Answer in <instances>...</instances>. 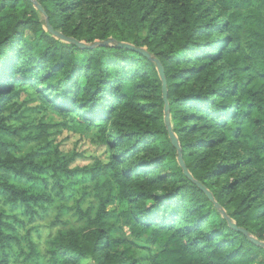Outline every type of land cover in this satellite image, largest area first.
Segmentation results:
<instances>
[{
	"label": "trees",
	"instance_id": "1",
	"mask_svg": "<svg viewBox=\"0 0 264 264\" xmlns=\"http://www.w3.org/2000/svg\"><path fill=\"white\" fill-rule=\"evenodd\" d=\"M35 1L44 21L30 0H0V195L28 212L44 197L27 196L9 179L37 182L35 175L50 173L61 199V175L76 173L65 168L69 161L19 159L7 139L20 132L7 123L8 102L19 89L40 86V98L59 113L107 130L105 171L115 191L99 197L93 218L77 209L86 229L55 243L52 263L264 264V248L251 240L264 243V20L244 18L242 0ZM213 12L218 19H209ZM46 20L89 48L52 37ZM154 60L163 68L169 124L186 169L248 236L231 229L178 166ZM46 137L42 130L35 138ZM113 197L123 211H106ZM9 239L0 222V264L9 262ZM142 239L153 250L135 259Z\"/></svg>",
	"mask_w": 264,
	"mask_h": 264
},
{
	"label": "rangeland",
	"instance_id": "2",
	"mask_svg": "<svg viewBox=\"0 0 264 264\" xmlns=\"http://www.w3.org/2000/svg\"><path fill=\"white\" fill-rule=\"evenodd\" d=\"M242 1L247 3V7L241 10L244 18L255 15L264 20V0ZM23 8L21 3L17 11L21 13ZM34 10L44 21L45 16L35 7ZM216 13L213 12L209 19H218ZM86 16L91 18V14ZM119 27L118 37H124L128 31ZM25 37L31 38L28 32ZM76 58L79 63L84 60L81 55L76 54ZM44 89L42 86L37 90L23 87L8 102L5 115L11 118L7 123L20 132L19 138L7 139L14 144V155L19 159L31 155L37 164L56 166L69 161L65 168L76 173L72 176L61 175L64 195L61 199L53 190L54 178L50 173L35 175L39 177L37 182L8 180L27 196L42 195L45 199L27 212L22 206L10 204L0 195V222L4 224L5 234L10 238L8 264H53L50 252L52 246L63 241L65 236H77L86 229L85 220L78 216L77 209L89 211L93 218L99 197L105 199L115 194L111 189V171H105L111 162V153L104 139L107 130L86 127L80 118L59 113L53 109V103L46 104L40 98V91ZM42 130L47 136L44 142L35 138ZM124 209L125 206L114 197L106 206L107 212L119 213ZM120 235L118 231L113 237ZM123 236L133 240L126 228ZM135 243V259H144L153 250L144 239Z\"/></svg>",
	"mask_w": 264,
	"mask_h": 264
},
{
	"label": "water",
	"instance_id": "3",
	"mask_svg": "<svg viewBox=\"0 0 264 264\" xmlns=\"http://www.w3.org/2000/svg\"><path fill=\"white\" fill-rule=\"evenodd\" d=\"M30 1L33 3L35 9L37 11H39L42 15H44L43 10L38 5V3L35 0H30ZM46 30L52 37H54L56 39H59L60 41H63L65 43H69V44H73V45L77 46L80 49H88L89 48L88 46L76 41L75 39L70 38V37H66L63 34L59 33L58 31L54 30L49 25L47 20H46ZM113 42L114 41L112 39H109V40L105 41L103 43V45L112 44ZM95 45H98V43H96ZM117 47L122 48V49H126V50H130V51L138 53V54H140V55H142V56H144L146 58H150L149 54L145 50H143L141 48H136V47H134L132 45H129V44H126V43H118ZM154 63L156 65V70H157V73H158V77H159V79L161 81V93H162V99H163V103H164V126L166 127V131H167V134H168V137H169V140H170V143H171L172 147L177 151V163H178V166L181 168V170L183 172V175L188 180L192 181L198 187V189H200L206 195L208 200L211 203H213L214 207L219 211V213L222 216V218H224L227 221L228 226L231 229L237 230V231H239V232H241V233H243V234L248 236V234L246 233L245 230L237 229V227L234 225V223L228 217H226L225 212L223 210H221L219 205L214 201L213 196L211 195V193H209L200 183L194 181L192 176L189 174L188 170L186 169V167H185V165H184V163L182 161L179 143H178L176 137L174 136V134H173V132L171 130V126L169 124L167 92H166V80H165L163 68H162V66L160 65V63L158 61L154 60ZM251 240H252V242L255 245L264 248V243L258 242V241L254 240L252 238H251Z\"/></svg>",
	"mask_w": 264,
	"mask_h": 264
}]
</instances>
